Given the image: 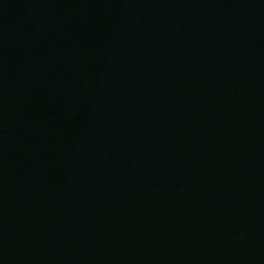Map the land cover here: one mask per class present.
<instances>
[{"label": "water", "instance_id": "1", "mask_svg": "<svg viewBox=\"0 0 264 264\" xmlns=\"http://www.w3.org/2000/svg\"><path fill=\"white\" fill-rule=\"evenodd\" d=\"M0 264H264V0H0Z\"/></svg>", "mask_w": 264, "mask_h": 264}]
</instances>
